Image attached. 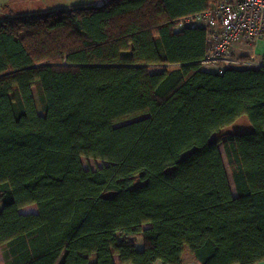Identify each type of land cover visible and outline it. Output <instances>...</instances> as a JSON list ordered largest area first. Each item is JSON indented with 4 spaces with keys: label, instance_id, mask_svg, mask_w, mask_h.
Wrapping results in <instances>:
<instances>
[{
    "label": "trees",
    "instance_id": "16d2710c",
    "mask_svg": "<svg viewBox=\"0 0 264 264\" xmlns=\"http://www.w3.org/2000/svg\"><path fill=\"white\" fill-rule=\"evenodd\" d=\"M220 1L0 21L7 264L264 261V67L202 69L205 29L175 30ZM243 116L251 131L215 136ZM83 157L107 165L87 170Z\"/></svg>",
    "mask_w": 264,
    "mask_h": 264
},
{
    "label": "built area",
    "instance_id": "2783aa9c",
    "mask_svg": "<svg viewBox=\"0 0 264 264\" xmlns=\"http://www.w3.org/2000/svg\"><path fill=\"white\" fill-rule=\"evenodd\" d=\"M202 27L209 44L201 68L222 74L228 68H239L232 55L240 41L253 43L264 36V0H222L205 12L178 20L175 29Z\"/></svg>",
    "mask_w": 264,
    "mask_h": 264
},
{
    "label": "rangeland",
    "instance_id": "374dc122",
    "mask_svg": "<svg viewBox=\"0 0 264 264\" xmlns=\"http://www.w3.org/2000/svg\"><path fill=\"white\" fill-rule=\"evenodd\" d=\"M110 1L112 0H0V21L6 17H15V16H23V15H45L53 11L66 10L80 6L98 7L107 4ZM208 71L211 70L208 69ZM35 97H36L37 108L41 112V105L38 101L36 94ZM251 130H252V125L248 117L243 116L229 127L222 129L215 136H218L220 134L222 135V134H231V133L242 134V133H247ZM219 149L223 158V162L229 178L232 192L233 194H236L234 183L231 177V173L229 170V166L222 145H219ZM81 160L84 168L87 170H97L107 165V163L101 160L89 159L85 157H83ZM1 208H2V203L0 202V210ZM20 212L23 214H34L37 213L38 210L36 205L31 204L21 208ZM142 241H143L142 239H139L137 243L138 248L141 247ZM7 254H8V248L6 246L0 247V259L3 258L4 261L6 262Z\"/></svg>",
    "mask_w": 264,
    "mask_h": 264
},
{
    "label": "crops",
    "instance_id": "0c3cea01",
    "mask_svg": "<svg viewBox=\"0 0 264 264\" xmlns=\"http://www.w3.org/2000/svg\"><path fill=\"white\" fill-rule=\"evenodd\" d=\"M233 57L239 60L240 69H252L264 67V36L257 39L253 43H246L245 41L238 42L232 49ZM7 262V261H6ZM4 259H0V264H7ZM116 264H120L118 257H115ZM155 264H164L161 261ZM199 264V263H191ZM257 264H264V261Z\"/></svg>",
    "mask_w": 264,
    "mask_h": 264
}]
</instances>
